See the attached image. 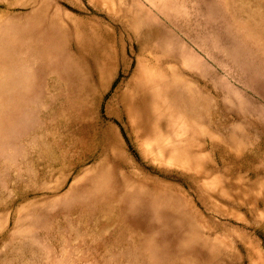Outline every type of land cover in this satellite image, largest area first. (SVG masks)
Here are the masks:
<instances>
[{
  "label": "rangeland",
  "instance_id": "rangeland-1",
  "mask_svg": "<svg viewBox=\"0 0 264 264\" xmlns=\"http://www.w3.org/2000/svg\"><path fill=\"white\" fill-rule=\"evenodd\" d=\"M0 264H264V0H0Z\"/></svg>",
  "mask_w": 264,
  "mask_h": 264
},
{
  "label": "bare ground",
  "instance_id": "bare-ground-1",
  "mask_svg": "<svg viewBox=\"0 0 264 264\" xmlns=\"http://www.w3.org/2000/svg\"><path fill=\"white\" fill-rule=\"evenodd\" d=\"M145 105H146V104H145ZM142 106H143V105H142ZM144 107H145V106H144ZM144 107H143V108H144ZM142 110H143V109H142ZM138 113H139V112H138Z\"/></svg>",
  "mask_w": 264,
  "mask_h": 264
}]
</instances>
